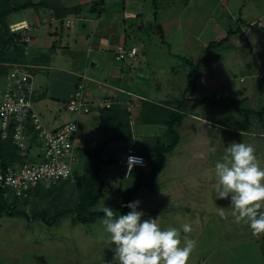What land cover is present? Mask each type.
<instances>
[{"label":"crops","instance_id":"0c3cea01","mask_svg":"<svg viewBox=\"0 0 264 264\" xmlns=\"http://www.w3.org/2000/svg\"><path fill=\"white\" fill-rule=\"evenodd\" d=\"M96 1L30 0L21 13L13 12L12 24L19 23L13 32L20 40L30 38L21 64L32 74L33 104L43 122L54 129L69 121L58 117L82 83L87 100L113 99L111 107L74 113L73 120L77 162L85 148L103 144L102 157L115 163L102 172L115 165L114 174L117 156L129 147L145 155L166 139L173 121L178 142L165 153L153 188L138 198V210L144 218L159 217L161 227L191 225L190 233H182L196 241L188 264H264V248L258 250L262 259L253 260L246 240L256 242L264 232L235 222L230 199L212 194L214 162L228 143L252 144L264 167V146H258L264 143V0H103L93 6ZM250 21L261 24L249 26ZM117 45L135 46L137 54L117 59ZM195 64L198 77L190 92ZM212 146L215 153L208 151ZM140 170L127 178L131 184ZM106 242H78L74 257L61 259L57 255L67 251L59 244L57 249L31 245L26 255L35 249L59 261L3 264H114ZM243 245L244 251H236Z\"/></svg>","mask_w":264,"mask_h":264},{"label":"rangeland","instance_id":"374dc122","mask_svg":"<svg viewBox=\"0 0 264 264\" xmlns=\"http://www.w3.org/2000/svg\"><path fill=\"white\" fill-rule=\"evenodd\" d=\"M30 1V0H29ZM28 0H0V12L7 11L5 18V25H0V60L2 56L6 53L13 54V48L8 51H4L5 45L2 42V34L7 37H11L13 34L12 27H15L13 22V12L21 13L20 11L27 8L25 5L29 2ZM148 1V0H147ZM146 6V4H145ZM13 25V26H12ZM19 37V35H18ZM19 53V49L16 50ZM7 54V55H8ZM6 55V56H7ZM24 55V54H23ZM21 56V54H20ZM6 65V66H5ZM13 64H4L0 61V71L3 70V67L7 68L8 71ZM6 79L4 75L0 72V80ZM5 84V80H4ZM60 105H62L60 103ZM62 107V106H61ZM60 107V108H61ZM46 112H43L45 115ZM46 116V115H45ZM74 113L68 112L66 109H62L61 114L59 115V120H69L74 121ZM49 121V118L45 120ZM72 119V120H70ZM68 122V121H67ZM48 126L50 124L48 123ZM234 139V137H233ZM258 146H264V143H259ZM86 156H82L79 161L74 164V171L71 178L52 184L50 187L43 188L28 199L16 198L17 196L11 190H5L6 196L5 200L8 201L9 206L8 210H19L26 213L27 217L15 216L8 217L3 215L2 226L0 228V264L5 262H36L41 263L42 261H47V258L51 262H57L53 258V254L44 258L42 254H36L34 250H31L28 255L25 254V248L27 246H44L48 249L53 248L57 249L58 244L60 245V251L66 250L67 253H59L57 258L63 256H72L75 251V246H78V242L82 246L85 244H95L99 243V246L102 245V241H106L108 234L104 230V226L101 223L102 219H98L94 224L90 223H73V215L66 214L65 216L60 217L56 222L52 224H46L39 213H47L48 215L52 214L56 210L74 208L82 200L85 194L84 187V177L88 174L89 168L86 164ZM115 169V165H110L103 170L101 175L98 177V185L102 191L103 196L98 200V203L90 207V210H102L104 204L109 206L110 202L113 200H120L119 189L128 188L131 185V180L123 177L124 167L119 164L117 170L114 174L111 173L112 169ZM119 183H122V185ZM121 186V187H120ZM148 189L144 186L139 188L136 195L133 199H138L144 194H148ZM142 195V196H141ZM148 197V196H146ZM13 223V228L10 227ZM250 245L251 251L247 257H251L253 260L259 262L260 256L258 251L264 248V238L258 239L256 242L253 240L246 239ZM107 243V242H106ZM247 246L243 245L241 247L237 246V250H245ZM54 249H51L52 251ZM231 256L233 257L234 248L229 250ZM34 252V253H33ZM15 254L19 255L18 260H15L13 257ZM26 256L30 258L34 257V260H26ZM79 256V255H78ZM70 260V259H69ZM73 260V259H71ZM70 260V261H71ZM47 263V262H46Z\"/></svg>","mask_w":264,"mask_h":264},{"label":"clouds","instance_id":"9594fccd","mask_svg":"<svg viewBox=\"0 0 264 264\" xmlns=\"http://www.w3.org/2000/svg\"><path fill=\"white\" fill-rule=\"evenodd\" d=\"M217 151L215 146L208 149ZM143 158L127 157L129 174ZM215 198L230 199L235 222L247 224L254 233L264 232V167L261 166L256 150L250 143L232 141L213 166ZM140 200L122 205L129 211L117 215L112 207L104 204L101 220L107 242L113 249L114 264H188L196 241L184 235L192 231L189 223L180 227H161L159 217H145L138 210ZM219 215L223 216L221 208Z\"/></svg>","mask_w":264,"mask_h":264},{"label":"built area","instance_id":"2783aa9c","mask_svg":"<svg viewBox=\"0 0 264 264\" xmlns=\"http://www.w3.org/2000/svg\"><path fill=\"white\" fill-rule=\"evenodd\" d=\"M256 23L261 24L250 21L248 25ZM65 25H69L68 19ZM11 30H17V26ZM29 40V37L22 39L26 42ZM136 54L135 46H116L117 59L132 58ZM5 78L0 94V137L11 139L20 158L4 169L0 167V189L11 190L15 196L25 198L38 186L47 188L71 178L77 161L74 136L78 131V122L68 121L54 129L45 125L33 104L32 74L26 65L14 63ZM83 88L82 83L67 101L66 109L70 113L86 114L92 107L109 108L114 103L110 97L89 101ZM129 155L143 158V163L135 165L130 174L127 165ZM117 161L124 167L123 177L126 179L137 168H148L145 157L132 147L117 156Z\"/></svg>","mask_w":264,"mask_h":264},{"label":"trees","instance_id":"16d2710c","mask_svg":"<svg viewBox=\"0 0 264 264\" xmlns=\"http://www.w3.org/2000/svg\"><path fill=\"white\" fill-rule=\"evenodd\" d=\"M103 2V0H99L96 2H93L94 5H100ZM29 5H25L26 7ZM91 5V6H92ZM81 7H78L80 10ZM77 9V10H78ZM7 14V11H1L0 12V25H5V16ZM13 35L10 37L4 36L2 34V42L5 45L4 51H8L9 49L13 48V54H4L2 56V59L0 60L1 63L4 64H13V63H23V57H24V41L20 40L18 37V33L13 32ZM210 46V45H209ZM212 46V45H211ZM19 49V53L16 52V50ZM8 54V55H7ZM7 55V56H6ZM6 66V65H5ZM198 69L199 66L197 64L191 66L190 70V81L188 84L189 91H193L195 88V80L198 77ZM2 75H6L8 73V67H3V70L0 71ZM264 112V109L262 110ZM249 112H245V115L247 116ZM179 115V114H178ZM173 121L172 123H169L167 126V137L166 139L155 146H152L149 151L143 155L148 163L147 170H140L137 171L132 180V184L125 189L120 188L119 194H120V200H113L110 202L109 207H112L114 212H116L117 215L120 214V211L122 213H125L129 211L127 207H123L122 205L127 204V202H130L131 198L135 195L139 187L145 186L147 189L153 188V182L157 175V173L163 168L164 159H165V153L171 151L175 145L178 142V134L173 129ZM102 150H103V144L94 146L92 148H85L83 152L86 155L87 161L86 164L89 168L88 174L84 177V187H85V194L82 198L81 202L74 208H66V209H60L56 210L52 214L48 215L47 213H39V216L46 224H52L56 222L60 217L65 216L66 214H72L73 215V223H92L98 218H103V212L102 210H90V207L94 206L98 203V200L103 196L102 191L98 185V177L102 173V168L104 165L109 163H115L114 159H104L102 157ZM138 153V152H137ZM140 154V153H138ZM142 155V154H140ZM19 155L17 153V148L12 143L10 138L2 139L0 137V165L1 168L4 169L9 164L13 163L14 161L19 160ZM136 171V170H135ZM134 171V172H135ZM133 172V173H134ZM43 189V187H37L29 197H25L23 199H28L34 195L37 191ZM5 190L0 189V218L3 215L6 216H22L27 217L26 213L19 210H8L7 206H9V202L5 200ZM18 198V197H16ZM120 210V211H119Z\"/></svg>","mask_w":264,"mask_h":264},{"label":"bare ground","instance_id":"6f19581e","mask_svg":"<svg viewBox=\"0 0 264 264\" xmlns=\"http://www.w3.org/2000/svg\"><path fill=\"white\" fill-rule=\"evenodd\" d=\"M17 24H19V23H16V24H13V25H14V26H17ZM13 25H12V26H13ZM17 27H18V26H17Z\"/></svg>","mask_w":264,"mask_h":264}]
</instances>
